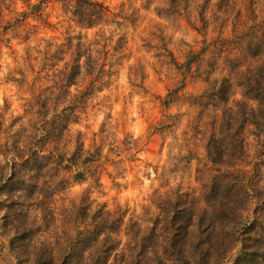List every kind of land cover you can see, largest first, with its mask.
Segmentation results:
<instances>
[{
  "label": "rangeland",
  "instance_id": "374dc122",
  "mask_svg": "<svg viewBox=\"0 0 264 264\" xmlns=\"http://www.w3.org/2000/svg\"><path fill=\"white\" fill-rule=\"evenodd\" d=\"M93 1L109 15L82 28L66 0H0V264H34L33 256L11 245L6 207L15 193L43 231L26 245L43 244L56 258L64 239L80 231L93 244L92 256L111 249L107 264H137L147 247L150 260L144 262L182 264L167 246L171 208L180 205L196 215L185 257L198 264L190 246L207 225L198 218L221 200L246 206L236 227L240 241L252 224L251 237L264 236V127L248 123L230 131L226 125L241 121L243 103L264 123L245 86L254 79L264 93V0ZM77 37L92 44L100 61L104 57L112 79L88 97L53 154L43 151L33 170L21 167L24 184L8 186L16 156L27 159L40 142V125L78 96L76 87H65L64 73ZM225 81L232 88L227 102L217 95ZM237 136L243 153L231 150L223 164L214 162L212 140L230 147ZM47 161L51 166L44 169ZM224 181L228 195L218 190ZM27 186L37 190L30 197L18 192ZM101 213L112 216L107 221L116 230L101 228ZM261 240L249 245L263 251ZM238 246L209 264H233Z\"/></svg>",
  "mask_w": 264,
  "mask_h": 264
},
{
  "label": "trees",
  "instance_id": "16d2710c",
  "mask_svg": "<svg viewBox=\"0 0 264 264\" xmlns=\"http://www.w3.org/2000/svg\"><path fill=\"white\" fill-rule=\"evenodd\" d=\"M66 1L68 2L69 12L77 25L82 28L94 27L104 17L109 15L108 8L93 0ZM40 4H44V0H41ZM42 7L43 5L33 6L32 12H40ZM23 16V18L26 19L28 17V13L23 12ZM75 40V44L73 43L74 39L70 42L69 46L72 48L71 60L66 63L64 68L66 71L64 73L66 75L65 87L68 89L76 87L78 96L76 100H72L69 105H63L61 110H53L50 115L52 118L49 120L45 119V121L48 122H46L43 126L40 125L41 130L38 131L41 132L40 142H38V144H36L34 148L29 151L27 159H18L16 156L15 160L17 161L12 162L13 165L11 164V170H13L12 176L6 182L8 186H22V184H24L23 179L19 177L21 172H23L21 167L26 165L29 166V170H33L36 168V163L38 164V155H40L43 151H49V154H53L51 149H57L58 143L64 139L63 137L65 134L69 133L70 123L75 122L78 118L79 113H81L84 109V106L89 99L88 97L93 94V92L100 91L103 87H106L112 79L113 74L111 68L107 69V63L103 60L104 57L102 58V61H100L101 59L97 57V54L99 55L100 53L92 50V44L88 45L85 42L84 37H77ZM86 79L89 80L86 82ZM245 86L246 89L250 91V94L246 93V96H248L250 101H257L259 103V111L260 114H262L261 117L264 118V93L260 88V84L253 79L251 81H247ZM231 89L230 82L225 81L217 91L219 99L223 102H227L230 99ZM251 93L253 95H251ZM47 100L50 99H46V101ZM243 105H245V107L243 108L244 110L240 112L242 117L241 121L237 119L238 123L232 118L230 121H227L226 125L229 127L230 131H232L233 126L237 127V131L241 130L248 123L255 125L257 128L264 127V123H260L257 119H254L253 114L255 110L252 108L251 110L246 111L245 108L248 106L246 103H243ZM212 142L217 144L214 149L216 155L213 153L214 162L223 164L225 162V158L231 150L243 153L241 150L243 149V140L238 136L230 139V147L226 143H220L214 140H212ZM209 148L211 149V147ZM80 150L81 148L74 153L73 157L69 159V162L73 163L76 161ZM56 165H59L60 168L63 166L59 163ZM50 166L51 162L47 161L44 169H48ZM69 168L70 167L67 166L62 169L63 171H66ZM77 177L82 178L81 173H78ZM218 187V190L225 193L223 195L229 194L230 191L228 190V186H226V181L221 183ZM24 191L29 193L30 197L37 190L35 186H31V188L27 186L18 190L19 193H23ZM244 195L246 198L238 201L242 204V207L243 204L246 205V202L248 201V194L245 192ZM21 196L22 195H17L16 193L13 194L11 198L12 203L6 207V219L10 221V223L6 224L13 226L14 234L12 235L11 245L13 248H16L22 256H33L34 264H56L55 259H60L58 260V264H73L74 260H76V263L80 261L82 264H88V261L90 260L91 264L108 263V258H105L104 256H106L111 249L100 255L92 256L91 250L93 244L91 241L83 239L80 231L77 236H67V238L64 239L66 244L61 246V256L58 258L54 255L57 254L55 250L49 251L46 249L48 247H45L43 244H40V248L37 249H33L31 246L32 243L26 245V241L34 240L35 236L43 233V231L37 227L36 218L31 220L29 219V209L26 208V202H22ZM211 205V211L208 209L204 210L198 218L201 223L207 222L206 227L200 231L199 243L197 245L193 243V245L190 246V248L195 247L197 249V263L209 264V260L211 259L223 261L226 259L228 254L234 250L238 243L240 244V248L238 246L236 258L233 264H257L259 259L264 258V250H256L254 244L249 245L250 242H259L261 239H264V236L259 238L251 237L250 233L253 227L252 225L254 224L250 225L246 230V237L242 241H240L239 237L236 235L238 221H242V213L246 211V206L244 209H240L237 201L230 203L228 201L223 202L222 200L215 201ZM171 214L173 225L168 237L171 240L167 243V246H169L171 253L174 256H177L180 263L191 264V262L185 257V253L186 247L190 243V229L193 226V221L196 215L192 210L186 208L185 206L181 207L180 205L171 208ZM110 218H112L110 214L106 215L105 213H101L100 223L102 225L100 226L101 228H104V230L112 232V230H116L117 227L113 226L114 223L112 221H107V219ZM217 228H220V234L216 233ZM102 234L103 233H100V236ZM203 235L206 236L203 237ZM57 244L60 245V242H57ZM147 249L148 247L139 252L141 260L137 262V264H152L151 261L144 262V259L150 260L146 257ZM89 257H91L90 260Z\"/></svg>",
  "mask_w": 264,
  "mask_h": 264
}]
</instances>
